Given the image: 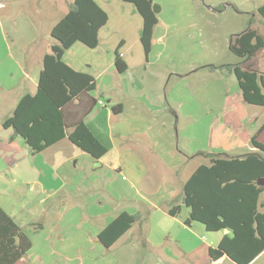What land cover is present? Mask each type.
Instances as JSON below:
<instances>
[{
	"label": "rangeland",
	"instance_id": "374dc122",
	"mask_svg": "<svg viewBox=\"0 0 264 264\" xmlns=\"http://www.w3.org/2000/svg\"><path fill=\"white\" fill-rule=\"evenodd\" d=\"M108 1L118 9L114 15L125 18L118 22L112 12L110 44H117V47L122 39H126L131 47L126 50L122 44L119 52H126L132 61L130 70L123 73L113 66L108 73L98 75L100 68H91L98 75L96 88L90 91L97 103L85 123L108 152L100 163H92L65 138L45 151L33 154L18 136L23 150L8 152L10 161L0 153V206L31 240L40 231L36 227L38 223L53 231L56 230L52 228L53 223L68 225L65 213L59 221L45 218L43 209L51 204L66 210L79 209L80 222L92 227L108 223L122 206L130 213L141 214V220L134 223L132 231L112 247L113 256L106 262L91 243L72 246L71 236L80 232L74 227L64 228L59 231V236L53 232L61 244L48 246L51 239L46 236L43 248L34 250V254L56 250L58 254L53 257V264H209L206 246L217 245L224 230L202 229L199 235H193L184 227L186 209L181 199L182 183L198 165L207 162L206 157L197 155L198 152L245 153L248 148L242 145L249 137L251 126L264 122V106L242 101L234 73L208 67L236 64L242 60L229 49V43L232 36L246 29L249 20L252 19L264 35L263 19L255 11V5L264 0H153L160 7V21L148 64H145L139 40L141 16L132 3ZM61 17L60 6L48 0H0V136L12 130L3 128L2 123L12 114L26 83L34 91L33 84L28 82L30 80L21 69L18 53L12 54L19 48L21 51L27 48L23 54L27 60L30 54L34 56V52L46 49L53 40L51 28ZM24 18L30 20L38 37L30 45L17 47L20 42L14 39V29L25 34L26 30L20 24ZM88 50V59L94 58L93 49ZM34 57L36 59V55ZM252 61L264 72V49ZM174 69L188 75H174ZM220 84L226 87L227 96L224 107L217 110L204 103L202 97L215 93ZM159 94L168 97L157 99ZM118 104L125 110L119 120H113L112 108ZM158 107L164 109L159 112ZM135 108L154 124L145 127L141 134L134 124L124 123L129 121L127 110ZM165 123L169 126L170 142H164V138H159V132L155 133ZM239 127L241 130L235 136ZM259 139L264 142V132ZM235 146L237 149L233 150ZM75 153L79 154L77 166L72 163L64 166L63 161ZM117 177L140 181V190L144 193L167 192L173 187L177 198L165 205L179 204L178 216L171 217L160 204L147 208L142 203L137 206L124 203L111 187V181ZM50 195L53 197L44 203L43 198L48 199ZM262 200L264 202V193ZM195 226L203 228L199 223ZM50 232L47 230L44 234ZM148 235L154 244L151 249L143 245Z\"/></svg>",
	"mask_w": 264,
	"mask_h": 264
},
{
	"label": "trees",
	"instance_id": "16d2710c",
	"mask_svg": "<svg viewBox=\"0 0 264 264\" xmlns=\"http://www.w3.org/2000/svg\"><path fill=\"white\" fill-rule=\"evenodd\" d=\"M122 1L132 3L142 18L140 41L148 57L154 28L159 22L153 0ZM257 13L264 21V3L257 8ZM108 18V13L96 0H73L67 13L51 28L55 43L43 57L36 92L23 94L12 114L2 123L3 128L13 129L12 137L23 138L31 153H40L65 138L96 160L108 152L85 123L97 103L90 93L96 88V80L63 60L66 50L76 42L96 48L99 31ZM252 25L251 19L246 29L230 39L229 49L242 58L239 63L208 67L234 73L242 99L264 106V72L250 63L264 49V35ZM115 67L119 73L128 68L118 51ZM121 107L118 104L112 110L117 114ZM263 130L264 123L251 137L254 150L242 156L198 152L207 162L198 165L182 184L181 198L189 208L184 223L198 222L207 231L230 232L216 246L209 247L208 256L214 261L227 256L237 264H250L264 251V186L257 184V180L264 177V142L258 139ZM180 209L176 204L167 211L177 216ZM140 220L141 214L122 211L100 230L99 242L110 248ZM36 227L41 229L43 224L38 223ZM31 247V238L0 206V264H16Z\"/></svg>",
	"mask_w": 264,
	"mask_h": 264
},
{
	"label": "crops",
	"instance_id": "0c3cea01",
	"mask_svg": "<svg viewBox=\"0 0 264 264\" xmlns=\"http://www.w3.org/2000/svg\"><path fill=\"white\" fill-rule=\"evenodd\" d=\"M26 1H28V0H26ZM48 1L52 2L53 5H57L58 7L60 6L63 16L67 13V11L69 10L70 4L73 2V0H48ZM96 1L108 13V17H109L106 25L103 26L99 31V45L96 48H89V47L85 46L84 44H82L81 42H76L69 49L66 50V52L63 56V60L68 65H70L73 69H75L76 71L91 74L94 78H97V76L100 74L108 73L109 70L112 69L113 66L115 67V55H116V51L119 52L120 45L123 44V47L126 50L131 47L128 44L129 42L126 39H122L121 43L118 44L117 47H116L117 44L116 45L110 44L111 39H112L110 32H111V30H113V28L109 29V24H110L111 19H112V12H113L114 18L117 19L118 22L122 21V19H125V18H123L124 16L120 15V14L114 15L115 12L118 11V9L117 8L115 9L114 7H112L109 4L108 0H96ZM262 3H264V1H260L255 5V11H257V8ZM256 14L257 13L254 14V20L256 18ZM158 18H159V15H158ZM114 21H116V20H114ZM263 23H264V21H263ZM20 24H21V26H24L26 32H25V34H20L17 32V30L15 28L14 29L15 30L14 39H15V41H18V43L20 42V44H17V47L19 45L20 46L22 45L23 47H25L26 45H30L32 42H35L37 40L38 34L33 30L31 22H30V20H28V18H24V21L20 22ZM252 26H253V28L257 29L256 26H254V23ZM156 27H157V25L155 26L154 32H153L151 52L149 53L148 57H146V55L144 53V59L146 62L145 64H148L149 58L152 54L154 40L156 39ZM141 29H142V20H141ZM106 30H107V32H104ZM258 32H260V31H258ZM140 33H141V30L139 32V40H140ZM159 39H161V37ZM53 43H55L54 39L52 41H50V43L47 45L46 49H43L40 53L34 52V56L36 55V59L33 56V54H30L29 58L27 60L23 57V54L26 53L25 50L27 48L22 50V51L20 50V48L19 49L17 48L18 50L12 54L13 56H15L18 53L17 56H19L18 60L21 64L20 65L21 69L25 72V77L27 78V80H30L28 82H30L34 86V87H32V88H34V91H31L30 90L31 88L28 86V83H26L25 91L20 95V97L27 92H29V93H35L36 92L37 87H38L40 72L42 70L43 57L46 53L49 52L50 46ZM140 43H141V41H140ZM114 48H115V50H114ZM142 48H143V46H142ZM88 49H93L94 58L88 59L87 55L90 53ZM112 50H114L113 55H111ZM143 51H144V49H143ZM119 53H123V52H119ZM159 53H161V52H159ZM121 58L123 61L126 62L127 66H128L127 70L129 71L131 68V62H132L130 56H127L126 52H124L123 56ZM143 60H142V62H143ZM250 63H253L254 67H256L255 62L251 61ZM96 66L100 68L98 75H96L95 73H93L91 71V68L96 67ZM257 68H259V67H257ZM115 69H116V67H115ZM172 74L177 75L179 77H184V76L188 75V73H183L182 71L177 70V69H174V72H172ZM136 83L140 84L139 81H137ZM140 86H142V85H140ZM126 91L128 92V90H126ZM226 96H227V89L224 85L220 84V86H217L215 93H213L211 95L209 93L205 94L202 97V101L208 105L209 104L213 105L217 110H219V109H222V107H224V105L226 104L225 103ZM20 97H19V99H20ZM166 97H168L166 94L165 95L159 94L157 99L162 100ZM242 101L244 102L243 99H242ZM115 106H117V105H115ZM158 108L159 109L157 111H159V112H161V110L164 109L163 107H158ZM124 110L125 109L123 106V107H121V111L117 114H115L112 111L113 112V114H112L113 120H119V117H120L121 113H123ZM127 112L130 114L129 115V121L127 119V121H125L124 123L125 124L126 123L134 124V128L137 129L138 131H141L140 134L147 127L154 126L153 122L150 119H147L146 117H144L142 115V113L139 111V109L135 108L133 110H127ZM173 113H175V111H173ZM235 115H237V112L235 113ZM124 120H126V119H124ZM263 123L261 125H257V123H256V124L251 126L249 137L246 139V142H244L242 145L244 147H247L248 151H246L245 153H242V154H236V155L228 154V155H230V156H242L246 153L253 151L254 148L251 146V143H250L251 137L257 132V130L263 125ZM127 126L128 125L125 126V129H127ZM168 127L169 126L167 123L162 124V127L157 132H155V133L159 132V138H164L163 139L164 142L165 141L170 142L172 139L171 135L167 131ZM237 129L238 130L235 131V133H234L235 136H237L236 134H238L239 130H241V127L237 128ZM224 132L228 133V130L227 131L224 130ZM263 132H264V130L259 134L258 139L260 138V136ZM231 134H233V133H231ZM12 136H13V129L11 130V132H8V134L0 136V153H1L3 158L7 159V161H10L9 156L7 155L8 152H17V151L23 150L20 148L19 142L17 140L18 138L12 137ZM259 140L262 141L261 139H259ZM61 141H59L55 144H58ZM77 148L80 149L79 147H77ZM232 148H233V150H235V149H237V146L232 147ZM80 152H82L81 155L87 156L89 162H92V163L94 161L97 163L101 162V158L96 160L91 155H89L88 153H86L85 151H83L81 149H80ZM216 153H218V152H216ZM224 154H226V153H224ZM69 156H71V157L66 158L63 161L64 162L63 165L66 166V165L72 163L76 167L77 166L76 159H79V154L75 153V154H70ZM111 187H112V189H115V191L120 195L123 202L126 204L132 203V204L137 206L139 203H142V205L146 206L147 208L154 207V206H156V204H160L163 206L164 210L166 211L165 213H167L168 215H170V214L168 213L167 210L170 207H167L165 204H167V202H172L173 199L175 198V196L177 195L176 194L177 191H174L173 187H170L169 191H167V192L161 191V192H153V193H148V192L144 193L143 191L140 190V181H137V180L128 181V179H124V177H122V178L117 177V178L113 179L111 181ZM52 197H53L52 195H50L48 199L46 197H44L43 202L47 203ZM185 209L186 210H185L183 222L189 216V208L185 207ZM65 210H66V208L57 207V205L51 204L50 206H47L45 209H43V213H44L45 218L47 220L49 218H57L58 221L63 219L64 213H65L67 218H68V220H67L68 225H65V223H63L62 225H59V222L53 223V225H52V228L56 229L55 231H56V233H58L57 236H59V233H60L59 231L63 230L64 228H68L69 226L74 227L75 230H78L80 232L78 234H76V236L75 235L71 236L70 242H71L72 246H75L77 244H81V247H82V245H84V243H91V246H93V248H96L97 250H99L98 255L102 254V256H104L105 262L113 256L112 250H111L112 247H114L126 234L131 232L133 229V226H132V228L129 229L124 235H122L110 248H105L98 240V233L100 232V230L103 227H105L119 213H121L122 211H128L125 209V207L122 206V209H118V211H117L118 213H116L114 215V217L108 223L104 222L102 227H95V226L92 227L91 224H89V223L82 224L80 222V219L78 216V214H80L81 211L77 208L67 209L66 211ZM136 213H138V212H136ZM80 215L82 216V214H80ZM171 217H176V216H171ZM195 223L198 224V222H192L191 225L184 224V227L186 229H188V231L190 233L191 232L194 233L193 235H199L201 233L202 229H205V227H204V225H202L200 223L199 224L203 228L197 227V226H195ZM195 229H197V230H195ZM39 230L40 231H38L34 234L35 238L34 239L32 238V247H31L30 251L28 252V254L25 257H23L22 259H20L16 264H53L52 259L55 256V254H58V252L56 250H52L54 253H52V251L47 252L49 254H47V253L34 254V250L37 248L38 249L43 248V246L46 243V240H45L46 236L51 239V241H48V246H53L54 243H57V244L60 243L61 244V240L54 237L53 232H55V231L51 230V228L49 229V227H45L43 225V228H41ZM47 230H49L51 232L48 235H45L44 233ZM86 232H90L89 233L90 235H87ZM167 232L169 233L168 236H170V232L168 229H167ZM225 234H230L229 230H224V234L221 237H219V239H217V241H216L217 244ZM42 237L44 238V240H42ZM150 238H151V236L148 235L143 240L144 241L143 245L148 247L149 249H151V247L154 246L152 239H150ZM213 244L214 243H211V245L206 246L207 255H208L209 247H214ZM209 259H210L209 264H232V260H230L227 256H223L216 261L212 260L210 257H209ZM106 264H110V263H106ZM192 264H194V263H192ZM250 264H264V251L261 254H259Z\"/></svg>",
	"mask_w": 264,
	"mask_h": 264
},
{
	"label": "water",
	"instance_id": "95a60500",
	"mask_svg": "<svg viewBox=\"0 0 264 264\" xmlns=\"http://www.w3.org/2000/svg\"><path fill=\"white\" fill-rule=\"evenodd\" d=\"M154 7V10L155 12H159L160 11V7L157 5V4H154L153 5ZM257 184L258 185H261V186H264V177H260L258 180H257ZM232 264H237L236 262L232 261Z\"/></svg>",
	"mask_w": 264,
	"mask_h": 264
},
{
	"label": "built area",
	"instance_id": "2783aa9c",
	"mask_svg": "<svg viewBox=\"0 0 264 264\" xmlns=\"http://www.w3.org/2000/svg\"><path fill=\"white\" fill-rule=\"evenodd\" d=\"M119 55L122 57L123 56V53H119ZM101 105H103V103L100 101L99 102ZM194 264H198V263H194Z\"/></svg>",
	"mask_w": 264,
	"mask_h": 264
}]
</instances>
